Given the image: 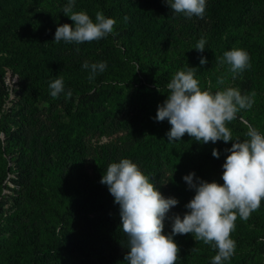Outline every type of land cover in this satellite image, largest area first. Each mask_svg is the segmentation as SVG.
Returning a JSON list of instances; mask_svg holds the SVG:
<instances>
[{
	"label": "trees",
	"instance_id": "trees-1",
	"mask_svg": "<svg viewBox=\"0 0 264 264\" xmlns=\"http://www.w3.org/2000/svg\"><path fill=\"white\" fill-rule=\"evenodd\" d=\"M162 1L153 0L150 6H145L140 0L89 1L90 6L85 12L93 20L97 11H103L106 17L116 20L113 32L101 40L83 44L68 43L69 46L79 49L104 48L111 51L109 55L116 56L108 57L106 69L102 73L98 72L94 78L102 82L96 90L97 95L107 92L114 81L123 79L124 76L138 78L136 65L132 63L130 56L136 53L139 45L146 51L138 62L141 68L143 66L144 74L151 85L143 84V87L153 92L167 87V83L172 79V67L164 60L167 61L172 54L167 55L165 59L156 55L163 45L173 38L177 16L167 3L162 10ZM236 1L240 6L234 4L233 12L226 14L219 27L215 26L213 31L205 35L204 38L208 42L204 52L198 51V58L204 57L208 61L207 64H215V67L229 70L227 63L220 62L224 52L234 47L246 50L251 57L252 67L236 74V82L241 87L240 90L259 94L264 92V32L260 30V25L264 24V12L261 13L258 6L264 5V0ZM222 2L221 6L224 7L225 0ZM17 13L14 9L2 11L4 16L12 18L17 17ZM125 17L128 19L125 20ZM53 20L59 21V14H55ZM53 20L40 21L39 35H32L28 31L21 33L15 28L0 26V98L5 94L4 68L10 66L27 80V94L24 98L32 113L42 100L55 102L58 99H68L71 102L77 93L78 82L89 72L79 61H72V65H67L66 59L56 53L60 42H54V31H50L53 30ZM63 21L74 26L68 16ZM45 38L49 39L47 44ZM195 38L197 37H191L189 49L185 51L187 54H181L184 62L197 53V42L193 41ZM62 43L67 44L64 41H61ZM73 73L77 76L74 77ZM198 76L200 86L205 84L206 88L207 81L205 83ZM59 77L63 78L64 92L53 98L49 84ZM210 82L216 83L218 79L211 77ZM69 90L72 92L71 97L67 96ZM89 108L94 110V105L85 103L77 110L70 123H62L53 132L33 114L25 119L28 124L26 128L32 130L23 134L17 130L11 131L3 125V120L0 121V126L2 125L7 135V145L3 146L0 139V198L5 186L4 180L10 170H7L8 159L4 153H11L20 140L24 153L29 154L30 160L27 163L24 158H20L18 162L22 174L25 173L29 178V192L23 204L24 209L10 216L11 221L18 223V227H13L12 239L5 245H0V264H100L105 260L108 251L117 248L126 252L130 250L126 234L121 228L119 205L114 202L108 187L100 183L108 165L119 160L104 145L93 155V173L88 172L85 163L89 146L85 136L92 128H99L103 133L107 127L113 125L120 128H133L137 124L142 126L144 119H140L137 111L131 116L114 118V112L110 108L104 111L96 109L90 116ZM108 117L112 118L110 124L105 121ZM241 123L236 118L228 127L234 133L238 126L235 124ZM151 136L147 143L141 145L140 157L136 164L151 178L157 189L161 190L158 179L164 166L168 165L175 172L181 173L183 170L176 166L183 162L176 163L178 153L172 149L175 142H169L164 131L156 135L152 132ZM186 144L188 148L192 147L190 141ZM53 153L56 154V159L51 163V159L47 157ZM191 154L189 151V166H196L197 177L207 180L208 166L202 162L200 164L199 161L194 162ZM205 158H213L212 152L204 153L202 159ZM225 160L219 159L215 163L221 173ZM65 171L66 177L63 175ZM21 177L23 182L24 176ZM68 178L72 184L69 188L66 185ZM172 180L176 188L183 186L184 181L180 176L174 174ZM3 204L0 199V209ZM260 217V226L252 223L256 222L252 217L247 221L237 219L239 221H236V228L232 233V239L236 242L235 254L224 264H245L252 253L259 250L258 239L264 229V209ZM245 227L253 228V231H245ZM185 244L189 245L190 242ZM191 245L198 249L195 254L199 264H211V259L216 254L215 249H201L198 244H190L189 248ZM183 258L181 263L177 264H187L188 260Z\"/></svg>",
	"mask_w": 264,
	"mask_h": 264
},
{
	"label": "clouds",
	"instance_id": "clouds-1",
	"mask_svg": "<svg viewBox=\"0 0 264 264\" xmlns=\"http://www.w3.org/2000/svg\"><path fill=\"white\" fill-rule=\"evenodd\" d=\"M173 13L204 18L206 0H165ZM75 0H68L62 12L74 22L57 27L54 42L83 44L98 41L114 30L116 20L108 18L103 11L95 13V20L81 10L74 11ZM125 20L128 18L125 17ZM206 40L201 37L195 49L204 52ZM80 51L79 48L76 49ZM251 57L242 48H233L223 54L221 63H227L234 74L251 69ZM207 59L200 58L206 65ZM82 67L89 70V80L107 67L106 61L89 63ZM235 78V77H234ZM223 77L218 84H223ZM53 98L64 92L62 77L49 84ZM167 99L158 106L154 119L165 120L171 125L167 132L169 142L181 141L187 134L202 144L223 141L232 142L222 165L223 184L208 182L196 177L195 172L185 175L184 181L194 190V197L185 205L187 211L181 216L175 214L170 234H164L165 219L169 211L179 204L175 197H165L151 178L131 159L122 158L108 165L100 181L108 187L114 202L119 205L121 228L128 240L124 259L127 264H176L181 258L176 235L191 233L197 242L211 245L216 254L211 264H224L235 254L236 242L232 233L237 219L247 221L264 202V133L248 125L244 140L233 141L228 125L236 119L241 109H250L255 103L256 93L242 95L237 88L228 87L213 93L202 89L196 78V68L189 67L174 74L167 83ZM159 90V89H158ZM69 90L67 96L71 97ZM212 155L221 153L213 149ZM193 252L198 249L193 248Z\"/></svg>",
	"mask_w": 264,
	"mask_h": 264
},
{
	"label": "rangeland",
	"instance_id": "rangeland-1",
	"mask_svg": "<svg viewBox=\"0 0 264 264\" xmlns=\"http://www.w3.org/2000/svg\"><path fill=\"white\" fill-rule=\"evenodd\" d=\"M89 1L90 0H75L74 9H76V11H86L90 6ZM67 2L68 0H0V26L4 25L6 28L12 27L18 29L21 33L28 31L32 35L35 33L39 35L40 32L38 31L42 19L53 20L55 14H59L60 20L57 22H54L53 20V23L51 24L52 26L50 25L53 29L50 31H54L53 35H55L57 27L66 23L63 21L66 15L62 12V9ZM140 2L144 3L145 6H150L152 5L153 0H140ZM157 3L160 5L159 1H157ZM221 3H223L222 0H206V11L203 19L195 16L189 19L183 14L176 13V28L173 38L171 41L163 45L156 55L159 58L165 59L167 55L172 54L167 61L164 60L172 67L171 77L180 70H186L189 67L196 68V78L199 75L198 77H200L201 80L205 83L207 81L206 88H204L205 84H203L201 88L211 90L213 93L219 90H224L228 87L240 90L241 87L236 82V74L232 73L230 69L226 70L218 68L217 66L215 67V64L201 65L200 59L198 58V51L188 57L187 62H184V58L181 54H187L185 51L189 49L190 42L192 41L191 37H197L193 41L198 43L200 38H204L208 32L213 31L215 26L219 27L218 25L223 22L226 14L230 15L233 12L232 7L234 4L240 6L236 0H225L224 7L221 6ZM161 5L162 10L165 9V0L162 1ZM258 7L261 8V13L264 12V5ZM5 9H14L18 12L17 17L12 18L4 16L2 11ZM54 9L55 12H53ZM260 30L264 32V24L260 25ZM218 36H220V34H218ZM44 40L46 41V44L49 41V39L46 38ZM207 42L208 40H206V44ZM76 49L77 48L69 46L68 43L61 44L60 42L59 46L56 48V53L66 59L67 65H72V61H79L82 65L85 61H88L89 63H97L101 61L107 62L108 57H116L115 55H109L111 51L100 47L91 49L80 48L79 52H77ZM145 51L144 47L139 45L136 53L130 56L132 63L136 65V74L138 75V78L124 76L123 79L114 81L112 87H109L107 92H100V95H97L96 90L101 86L102 82L97 79L89 80V72H87L83 75L82 82H78L79 86L77 93L74 95L71 102H69L68 99H58L55 102L42 100L37 104L33 113L30 112V105H28L27 100L25 101L24 98L25 94H27V80L18 70L6 66L3 74L5 94L0 98V121L3 120V125H6L11 131L17 130L23 134L26 131L30 132L32 130L31 128H26L28 124L25 119L28 115L33 114L34 117H37L36 119H38V121L44 123L49 127L50 131L53 132L62 123H70L77 110L84 106L85 103L88 105H91L92 103L94 105V110L97 109L104 111L107 108L112 109L114 112V118H120L127 115L131 116L137 111L141 116L140 119H144L142 126L141 124H137V126L133 128H120L113 125L107 127L106 132L103 133L99 128H92L87 133L85 140L89 146V154L85 163V169L88 172L93 173V155L96 150L99 151L104 145L111 150V154L114 153V156L119 161L122 158H128L134 163H138L141 145L147 143L151 139L152 132H154L155 135L162 131H164V134H167L171 128V125L167 120L159 122L154 119L158 106L167 99V87L160 89L158 92H153L143 87V84L151 86L144 74L143 66L141 68L138 62V59ZM178 51H181V53ZM192 62L193 65H191ZM73 75L74 77L77 76L76 73H73ZM211 77L216 79L223 77L224 83L218 84V82H210ZM240 91L242 95L251 93L243 90ZM254 100L255 103L250 109H241L237 112L236 118L242 123L235 124L238 126H236V132L232 133L233 141L237 139L244 140L247 138L245 133L248 125H251L264 133V92L256 94ZM94 110L89 108L90 116L94 114ZM111 119L112 118L108 117L105 120L106 123L110 124ZM1 126L0 139L3 146H5L7 145V135L6 131ZM231 131L233 130L231 129ZM189 141L192 143L190 144L192 146L191 148H188L186 144ZM194 142L196 141L187 134H185L181 141L175 142L172 149L178 153L176 163L183 162V164L179 163V166L177 165L176 167L183 171H181V173L180 171L175 172L173 168L165 165L163 172L158 179V183L161 187V190L159 191L166 198L175 197L179 201V204L169 211L168 218L165 219L164 234L166 235L170 234L172 231V220L170 218L175 214L183 216L187 211L185 205L195 195L194 190L189 189L187 183L183 179L185 175L193 172H195L197 177V167L189 166V151L192 152L190 157L194 162L197 163L199 161L200 164L202 162L208 166V182L217 181L218 183L223 184L221 178L223 173L218 171V164L215 163L219 159H226L228 153L225 152V149L231 148L232 142L225 143L223 141H218L215 144L211 142L208 144ZM213 149H218L219 151L221 149V155L219 158L213 156V158L202 159L204 153H208V151L212 152ZM4 156L8 159L7 170L8 168H10V170L4 180L5 186L0 198L4 203L0 209V245H5L12 239L13 229L18 227V223L16 221H11L10 216L21 211V209H24L23 204L29 192V178L27 175L25 176V173L22 174L21 168L18 166L20 158H22V160L25 159L24 161H27V163L30 162V160H28L29 154L24 153L20 140H18L13 151H11V153H4ZM47 158L51 159V163H53L56 159V154L53 153ZM66 173L67 171L63 173L64 177H66ZM174 174L183 179V186H180L179 188L175 187L172 180ZM21 175L24 176L23 182L21 181ZM67 180H69V182L66 185L67 188H69L72 184L70 178ZM263 209L264 202H262L258 211L251 214L250 218L252 217L256 219V222L252 223L260 226V215ZM245 231H253V228L245 227ZM174 239L181 249V258L176 264L181 263L184 259L183 257L188 260L187 264H199L196 260L197 256L195 252L192 251L194 248L193 245L189 248L190 244H198L201 246V249H213L211 245L197 242L191 233L186 235H176ZM185 242H190V244H185ZM258 244L260 245L259 250L256 253H252L245 264H264V229L261 230ZM126 254L127 252L121 248L108 251L105 255V260L100 264H127L124 259Z\"/></svg>",
	"mask_w": 264,
	"mask_h": 264
}]
</instances>
